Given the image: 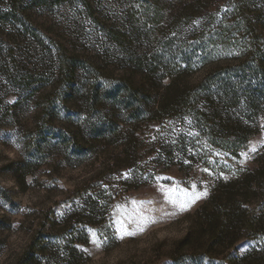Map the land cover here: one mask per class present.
<instances>
[{
    "label": "rangeland",
    "instance_id": "374dc122",
    "mask_svg": "<svg viewBox=\"0 0 264 264\" xmlns=\"http://www.w3.org/2000/svg\"><path fill=\"white\" fill-rule=\"evenodd\" d=\"M107 3L96 19L70 8L52 22L42 16L59 43L76 44L80 55L100 61L97 71L79 69L68 87L53 68L31 90L9 80L36 54L31 48L27 56L18 23L0 22V264H22L36 238L44 258L23 264H181L172 254L175 244L191 231L213 189L224 186L220 180L243 181L246 169L264 160V21L236 28L233 0ZM236 68L253 73L239 92L258 103L249 113L251 130L242 134L250 136L236 152L225 146L222 116L211 109L212 130L202 123L188 132L192 139L178 118L167 125L153 119L169 77L191 86L213 69L227 78L225 71ZM93 79L95 91L85 84ZM173 88L170 103L179 89ZM179 138L193 155L173 148L170 162L161 145L173 147ZM173 188L177 203L168 199ZM236 247L261 255L253 243Z\"/></svg>",
    "mask_w": 264,
    "mask_h": 264
},
{
    "label": "trees",
    "instance_id": "16d2710c",
    "mask_svg": "<svg viewBox=\"0 0 264 264\" xmlns=\"http://www.w3.org/2000/svg\"><path fill=\"white\" fill-rule=\"evenodd\" d=\"M108 1L0 0L1 24L18 23L23 30L27 56L31 55V48L33 51L35 50L36 54L32 62L28 61L29 64L23 65V74L14 77L9 73L8 79L19 82L18 84L23 86L24 91L31 90L34 84L45 79L43 71L53 68V71L58 72L57 79L62 80L61 86L68 87L79 79L76 77L79 69L87 70L88 68L91 72L99 70L97 66L100 61L96 60L97 56H94L96 57L94 59L83 54L80 55L76 51V44L68 47V45L59 43L56 37L48 32L51 27L50 21H44L42 16H47L51 20L56 18L62 8L64 10L70 8L75 11L80 9V14L96 19L95 17H100L104 14L103 12H106L108 8L105 7V4ZM255 1L233 0L234 11L240 15V23L236 27L239 30H247L254 22L263 23L264 7L253 8L252 5ZM262 5L264 6V3ZM98 21L97 23H99ZM100 27L106 34H110L109 29L105 30L107 26L103 23ZM113 38L120 41L118 34ZM113 42L118 49L119 43L117 45L115 41ZM219 70H211L201 82L191 86L179 84L174 77H169L165 93L161 95L151 113L153 119L161 120L166 125L172 119L171 117L178 118L190 139L193 136L188 132L198 131L202 123V130H212L210 123L213 120L209 118L210 112L212 110L219 113L222 116L220 125L226 133V139L223 142L229 151L236 152L244 146L250 136V134L243 136L242 134L251 130L249 113L252 114L258 107L254 96L246 92H239V86L253 78V73L249 74L244 68H236L237 71H234L235 69L230 70L233 72L225 71L229 73V76L223 78L222 71ZM262 81L264 83V79ZM85 84L89 86V90L95 91L96 79ZM215 84L219 85L218 93H215L217 99L214 100V104L209 106L206 104L207 99L211 96L212 85ZM172 87H174L173 91L176 87L179 89L173 96L176 101L170 103L169 99L166 101V95ZM172 107L176 108L175 112L177 113L173 116L170 113ZM230 134L234 136L233 139H229ZM186 144L184 138H179L173 147H169V145L165 147L161 145V147L164 148L167 159L172 162L177 156L173 152V148H176L181 155L189 153L193 155L194 149L190 152ZM220 181L224 186L220 190L213 189L208 200L200 207L191 223V231L176 242L172 253L174 258L181 264H264V160L253 169L247 168L243 181L238 177ZM254 200L258 202L251 204L250 201ZM238 242L260 246L261 255L242 253L240 248H233ZM39 243V239L33 240L26 254L30 257L23 258V263L38 257L44 258ZM71 248L72 251L77 250L74 246ZM231 249L232 251H230Z\"/></svg>",
    "mask_w": 264,
    "mask_h": 264
},
{
    "label": "snow or ice",
    "instance_id": "6c2138e0",
    "mask_svg": "<svg viewBox=\"0 0 264 264\" xmlns=\"http://www.w3.org/2000/svg\"><path fill=\"white\" fill-rule=\"evenodd\" d=\"M253 150H255V149H253ZM193 187H195V185H193ZM175 191H176V189H174V188L171 189V190H169V197H168V199H169L170 202H172V203H177V200H176L175 197L171 194V193H174ZM185 195H187V196H192L191 193H187V192H185ZM204 195H207V193L205 192V193L195 194V196H194V198H192L191 202L194 203L195 200L200 199L201 196H204ZM179 206H180L181 210H184V209L187 207V204H185L184 202H179ZM126 234L131 235V233H126Z\"/></svg>",
    "mask_w": 264,
    "mask_h": 264
}]
</instances>
